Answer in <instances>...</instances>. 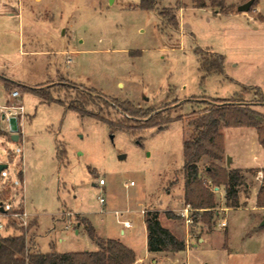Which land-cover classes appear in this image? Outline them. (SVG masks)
Masks as SVG:
<instances>
[{
  "label": "rangeland",
  "instance_id": "374dc122",
  "mask_svg": "<svg viewBox=\"0 0 264 264\" xmlns=\"http://www.w3.org/2000/svg\"><path fill=\"white\" fill-rule=\"evenodd\" d=\"M8 1L23 3L26 14L24 23L19 14H0V74L52 98L0 80V106L9 98L25 106L22 138L0 134V163L9 165L0 176V204H19L30 214L28 245L42 252L96 251L80 224L88 220L98 236L131 243L144 261L137 264H264V167L239 169V204L228 207L225 182L232 167L226 153L221 160L203 156L189 195L214 207L191 206L190 225L179 214L187 206L184 141L193 131L190 122L218 99L250 106L264 101L239 83L245 72L240 33L257 24L249 16L264 14V0L247 14L238 7L248 0H224L223 8L212 0L203 7L193 0H160L154 10L139 8V0ZM168 11L176 14L178 28ZM32 12L39 22L30 21ZM23 29L34 35L21 34ZM214 53L224 55L225 72L203 80L199 59ZM14 89L19 100L11 96ZM105 98L138 112L127 120ZM124 123L129 128H121ZM227 128L221 129L224 149L227 135L245 155L252 139ZM149 211L171 218L179 238L190 239L188 247L176 254L149 252L143 219ZM126 218L131 228L121 222Z\"/></svg>",
  "mask_w": 264,
  "mask_h": 264
},
{
  "label": "trees",
  "instance_id": "16d2710c",
  "mask_svg": "<svg viewBox=\"0 0 264 264\" xmlns=\"http://www.w3.org/2000/svg\"><path fill=\"white\" fill-rule=\"evenodd\" d=\"M159 1L139 0L138 7L146 10H154ZM193 1L200 7L206 5L205 0ZM255 3L256 0H254L253 6ZM223 4L224 0H212L214 7L223 8ZM169 12V20L178 28L179 22L176 14ZM199 62L200 70L204 72L202 76L203 80L213 73L224 74L225 72V57L222 54L214 53L210 57L202 55ZM5 82L7 88L18 86L52 102V98L42 88L38 89L8 80ZM244 87L247 88L246 86ZM258 93L260 94V90ZM105 101L127 120L130 115H135L138 112L120 101H109L107 98H105ZM218 101L221 103L216 102L211 104L200 116L190 122L193 131L184 141V166L186 173L185 200L192 207L202 208L204 211H208V209L214 207V202L201 200L197 203L190 197L189 192L199 178L198 163L203 156H209L218 160L224 158L225 149L224 135L221 132L222 127H256L259 141L264 147V114L252 108L249 104L235 98L218 99ZM69 109L81 114L85 112L82 108L77 107H70ZM157 116H160V113L153 115L151 118ZM103 119L108 121L109 118ZM154 125L161 124L156 122ZM120 126L121 128H129V125L125 123ZM0 134H5V131L1 127ZM240 172L239 169H230L226 174L227 179L225 184L228 207H237L239 204L236 187L244 178ZM168 215H171V213L168 212ZM145 223L148 231L147 245L150 252H179L188 247L185 240L178 238L170 229L161 223L158 211L147 212L145 215ZM80 224L85 225L91 239L96 241L98 250L70 252H58L55 250L42 252L41 250H35L28 245L27 230L21 227L20 234L0 237V264H135L137 258L132 248L118 239L98 236L96 230L88 220L83 223L80 221Z\"/></svg>",
  "mask_w": 264,
  "mask_h": 264
},
{
  "label": "crops",
  "instance_id": "0c3cea01",
  "mask_svg": "<svg viewBox=\"0 0 264 264\" xmlns=\"http://www.w3.org/2000/svg\"><path fill=\"white\" fill-rule=\"evenodd\" d=\"M21 5H23V3H17L16 1L10 2L8 0H0V14L6 15L10 19H14L16 17V15L19 14L20 17L22 16V19L19 17L20 18L19 21L24 23L26 12H25V9L23 8V6H21ZM248 12H245V13L247 14ZM253 14H254V16L250 15L249 19L254 20L253 23L256 22L257 24L254 26L250 25V27H247L244 29V32L240 33L242 35V38H240L241 39L240 44H242V54H241L242 55V63H243V66L245 68V72H244V75L240 78L239 83L242 87L246 86V87L252 88L247 93L248 95H253L254 93L259 94L258 91L260 90V95L264 98V19H260L258 17L259 14L263 15V16H264V14L259 12L258 10H256L255 13H253ZM30 21L32 23L33 22H36V23L39 22L40 19L38 17V14H35L32 12ZM22 32H23V35H25V36L26 35L27 36L34 35L33 31H31V30L24 31V29H23V30H21V34H22ZM20 50H22L21 51L22 53H26V54H30V53L32 54L33 52H36V53L38 52L36 49H33V48H21ZM34 50H36V51H34ZM227 64L230 65V61L227 60ZM0 80H2L5 87H7L6 82H5L6 80L11 81V82H15V83H20L15 79L8 78L5 74H0ZM20 84H22V83H20ZM26 86H28V85H26ZM10 102H11V99L9 98L7 100V103H10ZM252 104H254V105H251L254 109H256V110H258L264 114V102H255L254 101ZM227 129H232L233 131H236L237 133H239L240 136L249 135L253 141V144L247 148L248 152L244 155V154L240 153L238 150H236V149L234 150L230 146L229 140L227 139V135H225V153H226V157L227 156L232 157V163L230 165L232 167V169L264 167V147L259 142L256 128L250 127V126H240V127H229ZM19 135H20V138H19V140H20L22 138L21 128H20ZM261 172L263 173L264 171L261 170ZM133 183L134 182L131 181V185ZM171 192L172 191H169L168 194L171 195ZM169 202L171 205V200ZM160 210H162V208H158V211H160ZM163 210H164V208H163ZM126 212L131 213L133 211L131 209L130 210L128 209V211L126 210ZM141 214L143 215L142 212H141ZM176 215H179V214L176 213ZM143 219L145 222L144 215H143ZM124 220L130 221L131 226L128 228H131L133 226L132 221L130 219L126 218ZM160 220H161V223L165 227L170 229L171 232L179 238V235L177 233L178 231L171 224V218H168L165 221L162 218V214H160ZM163 220L165 221V223H163L164 222ZM145 228H146L145 229V231H146L145 235H147V242H148V231H147L146 223H145ZM122 232H125V231L122 230ZM60 240H62V239L60 238ZM118 240L121 241L120 238ZM186 240H187V243L190 242V239L188 238V236L186 237ZM123 243L135 251L136 258H137L135 264H137L139 262H144L142 257H140L138 255L136 248L133 245H130L131 243H128V242L127 243L123 242ZM38 249L40 250V248H38ZM159 252H165V255L177 253V252H167V251H159Z\"/></svg>",
  "mask_w": 264,
  "mask_h": 264
},
{
  "label": "built area",
  "instance_id": "2783aa9c",
  "mask_svg": "<svg viewBox=\"0 0 264 264\" xmlns=\"http://www.w3.org/2000/svg\"><path fill=\"white\" fill-rule=\"evenodd\" d=\"M71 59L69 58L68 61ZM12 98H15L19 100L20 92L18 89H14L11 93ZM25 115V106L23 103L16 101L13 103H6L4 105L0 106V127L4 131H8L11 134L10 131V119L15 117L18 120L19 124V133H20V118ZM259 175H262V172H259ZM259 176V177H260ZM100 185L105 184V179H101L99 181ZM216 189H219V187H216ZM100 201L102 203L105 202L104 197H100ZM1 207L4 209L1 210ZM193 208L190 204H187L185 208L181 210L179 213L186 221L188 225L194 223V216H193ZM116 214H119V211H116ZM29 217L30 214L27 212V210L22 208L19 204L18 206H12L7 205L4 206L3 204H0V237L8 236V235H15L17 234L18 230H20L21 227L27 229L29 226ZM125 227H130L131 223L128 220L122 221ZM226 222L223 221L222 225H225ZM10 229H13L10 231Z\"/></svg>",
  "mask_w": 264,
  "mask_h": 264
},
{
  "label": "water",
  "instance_id": "95a60500",
  "mask_svg": "<svg viewBox=\"0 0 264 264\" xmlns=\"http://www.w3.org/2000/svg\"><path fill=\"white\" fill-rule=\"evenodd\" d=\"M253 3H254V0H248L244 3H242L239 7H238V10L241 11V12H248L252 6H253ZM10 131H11V139L15 142H17L20 138V135H19V124H18V120L13 117L10 119ZM120 158H123V155L120 156ZM226 160H227V165L230 166L231 163H232V157L231 156H227L226 157ZM9 167L8 163H0V176L2 174V172L4 170H6L7 168ZM4 208L1 207V210H3ZM261 225L264 226V217H263V220L261 222Z\"/></svg>",
  "mask_w": 264,
  "mask_h": 264
}]
</instances>
